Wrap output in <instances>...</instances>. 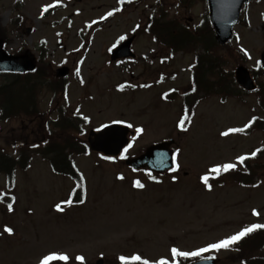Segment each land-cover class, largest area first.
Wrapping results in <instances>:
<instances>
[{
    "label": "rangeland",
    "instance_id": "rangeland-1",
    "mask_svg": "<svg viewBox=\"0 0 264 264\" xmlns=\"http://www.w3.org/2000/svg\"><path fill=\"white\" fill-rule=\"evenodd\" d=\"M128 1L132 0H0L6 51L13 56L28 51L38 58L44 44L50 75L55 76L62 67L74 69L66 80L67 101L62 97L52 101L48 91L39 94V111L45 116L56 120L55 111L67 109L70 115L86 117L83 129L87 135L82 140L91 130L112 122L131 124L134 132L142 128L143 132H135L131 138L132 147L125 156L139 155L152 144L174 139L179 167L152 181L146 173L126 168L124 161L96 154L76 157L74 163L86 179V197L81 206L68 208L73 180L55 175L49 163L28 153L29 170L16 172L14 192L7 190L6 176L0 174V264H40L52 253L66 254L69 259L51 264H81L76 259L79 256L84 257L83 264L100 260L116 264L121 256L131 261L137 255L152 264L161 259L175 263L172 248L198 251L253 224H264V178L256 175L246 187L229 181L210 190L201 183V177L217 175L211 171L213 167L222 169L232 163L240 169L253 153L264 148V130H255L251 136L233 131L247 127L257 116L264 119L257 96L240 95L226 103L210 97L196 107L188 132H179L181 100L174 97L166 102L162 95L172 90L186 92L194 55L178 53L169 65H159L168 59V50L143 29L134 33L145 27L150 17L159 18L163 10L168 21L178 18L193 30L200 28L205 23L206 0H145L125 7ZM110 12L113 15L109 16ZM19 15L28 21L23 30L15 26ZM247 18L249 26L236 28L232 47L249 55L231 59L226 72L232 73L239 65L251 72L262 67L264 0L251 1ZM133 35L136 59L111 62V51L123 41L120 37ZM260 80L264 82L263 75ZM3 83L0 77V85ZM30 122H0V151L18 157L22 145L39 141L42 124L33 127ZM241 156L247 157L243 163ZM263 157L253 162L255 168ZM136 181L144 187L137 188ZM11 194L15 203L9 211L1 198ZM6 226L13 234L4 232ZM202 256L220 259L219 264H241L226 249Z\"/></svg>",
    "mask_w": 264,
    "mask_h": 264
},
{
    "label": "trees",
    "instance_id": "trees-1",
    "mask_svg": "<svg viewBox=\"0 0 264 264\" xmlns=\"http://www.w3.org/2000/svg\"><path fill=\"white\" fill-rule=\"evenodd\" d=\"M144 1V0H139ZM204 25L197 29H191L188 26L178 27L176 20L168 21L162 15L159 18L152 17L147 27V33L152 38L169 50L171 54L183 52L186 54H195V62L192 66V81L190 85L193 98H198L200 94L217 95L226 101L229 97L235 95V80L233 73H227L225 67L231 59H242L244 55L235 50L231 44L221 47L216 40L215 32L208 17L206 10ZM245 22V21H244ZM0 28V38H2ZM222 52L224 55H220ZM43 68L38 67L34 73L24 75H4V86L0 87V121H10L14 119L31 118L39 119L38 96L47 84L49 92L55 96L63 92L65 84L63 80H55L45 72ZM255 77L258 76L254 73ZM262 92V93H261ZM190 93L184 96H190ZM264 94V88L261 87L258 96ZM191 99H193L190 96ZM261 105L264 109V95ZM59 120L55 123V129L46 127L42 132V146L35 150L49 159L50 154L53 158L49 159L53 171L59 175H66L73 178L77 183V198L81 197L83 181L80 174L74 169L70 160L71 155H82L88 153V146L85 140H82L77 126L70 124L71 119L65 112L61 111ZM42 122L49 124L48 118ZM23 156L13 159L6 154L0 153V172H4L8 177V186L10 190L14 189V175L16 168H26L27 159L24 157L25 149L22 148ZM264 156V155H262ZM264 159V157H263ZM259 162V161H257ZM252 163V162H250ZM258 164V163H257ZM256 166V165H254ZM248 164L246 171H228L223 174L222 181H237L244 185H250L257 177L264 178V160L257 168ZM262 232L250 236L245 244L240 245V250L256 251L263 248L264 239ZM253 264H262L258 261ZM264 264V262H263Z\"/></svg>",
    "mask_w": 264,
    "mask_h": 264
},
{
    "label": "water",
    "instance_id": "water-1",
    "mask_svg": "<svg viewBox=\"0 0 264 264\" xmlns=\"http://www.w3.org/2000/svg\"><path fill=\"white\" fill-rule=\"evenodd\" d=\"M249 2L250 0H208L210 18L216 30L219 44L226 45L233 39V30L239 22L242 7ZM133 40L134 38L130 39L116 49L112 54V60L134 57L130 52ZM261 58L264 65V53ZM34 68V64L26 58L7 56L2 50L0 42V72H27L33 71ZM67 74L66 69L57 73L58 77H64ZM236 80L244 91L253 92L256 90L250 73L244 67L238 68ZM127 135L126 128L117 125L107 127L99 134H92L94 141L90 140L91 150L102 152L108 156H117L128 144ZM172 145L173 141L153 145L144 155L128 160L127 164L134 169H149L154 173L164 174L175 166L174 152L170 149ZM196 264H216V261H203Z\"/></svg>",
    "mask_w": 264,
    "mask_h": 264
},
{
    "label": "snow or ice",
    "instance_id": "snow-or-ice-1",
    "mask_svg": "<svg viewBox=\"0 0 264 264\" xmlns=\"http://www.w3.org/2000/svg\"><path fill=\"white\" fill-rule=\"evenodd\" d=\"M121 2H123V0H121ZM45 12L48 11V8L46 7L44 9ZM109 16L113 15V13H108ZM121 40H124L125 37H120ZM242 51H244L245 55H249L248 52L244 49H241ZM249 58H251L249 56ZM77 75H79V69H77ZM85 120H87V118L85 117ZM129 128L133 127L131 124H128L127 125ZM251 126V125H249ZM105 128H107V125L104 126ZM179 127L181 128V130L183 131H187V128L185 127V121L184 120H181L179 122ZM97 131H101V129H97ZM233 131H241L240 129H233ZM135 132L136 133H141L143 132V129L142 128H136L135 129ZM228 133H224V135H227ZM128 147H132L131 144L128 145ZM127 148L125 149V152H127ZM259 151V150H258ZM256 153H253L252 155L255 156ZM105 159H112L111 157H104ZM247 159V157H244V156H241L239 158L240 162L243 163V161ZM179 167V165H177V168ZM236 167L235 164H232V163H227V164H224L222 166V169L221 167H213L211 169V171L213 173H219L221 170H223L224 172H227L229 170H232ZM123 177H121L122 179ZM203 182L206 186L209 187V190L211 189V185H209V177L206 175L204 176L203 178ZM135 186L137 188H143L144 185L140 182V181H136L135 182ZM9 211H12L13 210V205L11 203H9L7 205ZM57 208L59 209V205H57ZM253 214L254 215H257L259 216V212H257L256 210H253ZM261 228H264V224H253L251 225L250 227H246L244 228L242 231L238 232L237 234L235 235H232L226 239H223L217 243H212L210 244L208 247H205V248H201L199 249L198 251H193V252H184V251H179L178 249L176 248H172L171 249V254H172V257L175 258V257H184V258H188V257H200L202 256L204 253H207L209 251H220L221 249H228L230 248L233 244L239 242L241 239H243L245 236H247L248 234H250L251 232L257 230V229H261ZM4 232H7L9 235L13 234V229L11 227H5L4 228ZM69 259V257L66 255V254H56V253H52V254H49V255H46L44 256V258L40 261V264H51L52 261H64V262H67ZM77 260L81 261V264H83L84 262V257L83 256H79V257H76ZM120 261H121V264H150V262L148 260H142L140 256H133L131 258V262L129 261L128 258L124 257V256H121L120 258ZM158 264H169V261L168 260H165V259H161Z\"/></svg>",
    "mask_w": 264,
    "mask_h": 264
}]
</instances>
